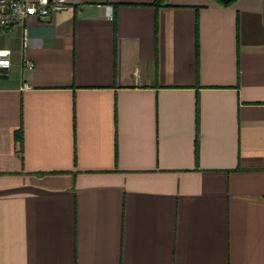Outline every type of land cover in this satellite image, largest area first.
<instances>
[{
  "label": "crops",
  "instance_id": "crops-1",
  "mask_svg": "<svg viewBox=\"0 0 264 264\" xmlns=\"http://www.w3.org/2000/svg\"><path fill=\"white\" fill-rule=\"evenodd\" d=\"M0 48V264H264V0H68Z\"/></svg>",
  "mask_w": 264,
  "mask_h": 264
},
{
  "label": "built area",
  "instance_id": "built-area-1",
  "mask_svg": "<svg viewBox=\"0 0 264 264\" xmlns=\"http://www.w3.org/2000/svg\"><path fill=\"white\" fill-rule=\"evenodd\" d=\"M68 8V0H0V30L15 24H24L30 18L45 19ZM24 43H28L27 30L24 29ZM11 50L0 48V68L11 63ZM31 67L32 63L29 61Z\"/></svg>",
  "mask_w": 264,
  "mask_h": 264
},
{
  "label": "trees",
  "instance_id": "trees-1",
  "mask_svg": "<svg viewBox=\"0 0 264 264\" xmlns=\"http://www.w3.org/2000/svg\"><path fill=\"white\" fill-rule=\"evenodd\" d=\"M235 0H230V1H222V0H219V2L223 5H229L231 3H233ZM162 0H157V4H161Z\"/></svg>",
  "mask_w": 264,
  "mask_h": 264
},
{
  "label": "water",
  "instance_id": "water-1",
  "mask_svg": "<svg viewBox=\"0 0 264 264\" xmlns=\"http://www.w3.org/2000/svg\"><path fill=\"white\" fill-rule=\"evenodd\" d=\"M222 1H230V0H222Z\"/></svg>",
  "mask_w": 264,
  "mask_h": 264
}]
</instances>
